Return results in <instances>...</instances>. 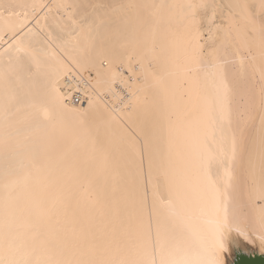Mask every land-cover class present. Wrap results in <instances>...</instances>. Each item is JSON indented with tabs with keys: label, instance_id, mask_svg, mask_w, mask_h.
Returning a JSON list of instances; mask_svg holds the SVG:
<instances>
[{
	"label": "snow or ice",
	"instance_id": "1",
	"mask_svg": "<svg viewBox=\"0 0 264 264\" xmlns=\"http://www.w3.org/2000/svg\"><path fill=\"white\" fill-rule=\"evenodd\" d=\"M29 7L0 0V264H226L233 231L264 251V0L72 5L78 64L111 67L131 47L163 71L144 73L131 137L83 111L70 142L54 65L24 41ZM145 162L174 196L151 210Z\"/></svg>",
	"mask_w": 264,
	"mask_h": 264
},
{
	"label": "bare ground",
	"instance_id": "2",
	"mask_svg": "<svg viewBox=\"0 0 264 264\" xmlns=\"http://www.w3.org/2000/svg\"><path fill=\"white\" fill-rule=\"evenodd\" d=\"M17 2L29 6L37 5L35 10L32 7L26 9L28 17L24 21V41L26 45H30L39 51L42 56L46 53V59L54 65L56 96L59 98L60 104L57 118L63 122L67 129L65 138L70 142L73 130L77 126V117L83 111H87L90 118L96 121L115 120L116 127L113 131L117 134L122 132L131 137L132 133L136 131V124L139 123L138 105L144 101L146 96L151 98V90L147 93L141 90L144 84V73L161 72L163 71L162 64L153 60L150 53H146L143 54L142 67L140 63L142 54L129 47L117 49L119 55L114 58L111 67L107 61H105L103 68H101L99 61L95 63V66L91 64L81 66L77 63V59H79L78 50L65 43L71 39L69 31H71L73 19L79 21L82 11V9L71 7L72 5L97 2L127 3L130 0H17ZM135 2L160 3L165 2V0H135ZM166 2H178V0H166ZM216 2L227 4L235 2V0H216ZM248 2H254V0H248ZM62 5L66 7H62ZM29 29H31L30 32ZM49 35L55 36L56 39L49 41ZM10 36L11 33L9 32L4 35L3 39H0V52L7 47ZM61 45L64 46L61 47ZM241 54L247 56L246 49L242 48ZM234 59L236 60V68H239L241 57H234ZM98 72L100 73L99 76ZM113 76H115L114 82L111 79ZM72 78L79 79V82L75 86H68L67 79ZM99 79L108 80V83L98 84ZM258 79L259 75L257 74ZM170 86L175 91L176 84L174 81H170ZM75 90L82 94L84 103L79 105L68 103ZM41 119H43L42 114ZM121 121L123 124L120 123ZM136 162L139 165V154L136 155ZM18 194L22 198L26 195L24 192ZM140 194L142 197L146 196L149 210L152 208L154 199L157 205H160L161 203L167 204L170 198H174L163 180L158 186L148 182L146 162L144 164V184L141 186ZM2 196L3 192L0 191V197ZM244 203L248 205L246 195L244 196ZM74 210L77 216L88 215L93 212L91 204L86 200L82 201L78 207L74 205ZM247 230L250 231V229ZM209 242L207 237L203 241L205 244ZM225 244L226 250L223 253V258L226 264H231L228 256L232 254L233 258L236 254L264 256V251L261 250L255 234H253L252 239L245 240L234 231L226 232Z\"/></svg>",
	"mask_w": 264,
	"mask_h": 264
},
{
	"label": "water",
	"instance_id": "3",
	"mask_svg": "<svg viewBox=\"0 0 264 264\" xmlns=\"http://www.w3.org/2000/svg\"><path fill=\"white\" fill-rule=\"evenodd\" d=\"M232 264H264V256L236 254Z\"/></svg>",
	"mask_w": 264,
	"mask_h": 264
},
{
	"label": "built area",
	"instance_id": "4",
	"mask_svg": "<svg viewBox=\"0 0 264 264\" xmlns=\"http://www.w3.org/2000/svg\"><path fill=\"white\" fill-rule=\"evenodd\" d=\"M79 82V79L76 80L75 78H72V79H67V85L69 86H75L76 83ZM68 103L71 104V105H79V104H82L84 103V99H83V96L82 94L75 90L74 93L72 94L71 98L68 100Z\"/></svg>",
	"mask_w": 264,
	"mask_h": 264
},
{
	"label": "rangeland",
	"instance_id": "5",
	"mask_svg": "<svg viewBox=\"0 0 264 264\" xmlns=\"http://www.w3.org/2000/svg\"><path fill=\"white\" fill-rule=\"evenodd\" d=\"M234 258H235V257H234ZM234 258H233V254H232L231 256H228V260L231 262V264L233 263Z\"/></svg>",
	"mask_w": 264,
	"mask_h": 264
}]
</instances>
